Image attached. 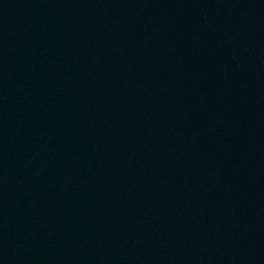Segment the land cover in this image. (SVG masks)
Returning <instances> with one entry per match:
<instances>
[{
	"label": "water",
	"instance_id": "95a60500",
	"mask_svg": "<svg viewBox=\"0 0 264 264\" xmlns=\"http://www.w3.org/2000/svg\"><path fill=\"white\" fill-rule=\"evenodd\" d=\"M0 264H264V0H0Z\"/></svg>",
	"mask_w": 264,
	"mask_h": 264
}]
</instances>
